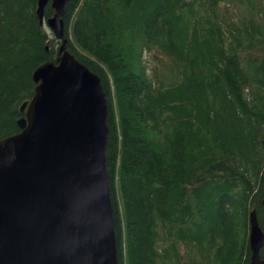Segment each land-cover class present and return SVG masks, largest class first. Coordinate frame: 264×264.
Here are the masks:
<instances>
[{"label": "trees", "instance_id": "trees-1", "mask_svg": "<svg viewBox=\"0 0 264 264\" xmlns=\"http://www.w3.org/2000/svg\"><path fill=\"white\" fill-rule=\"evenodd\" d=\"M35 10L0 0V139L56 58ZM61 19L107 101L117 263L248 264L252 210L264 233V0H69Z\"/></svg>", "mask_w": 264, "mask_h": 264}, {"label": "water", "instance_id": "water-1", "mask_svg": "<svg viewBox=\"0 0 264 264\" xmlns=\"http://www.w3.org/2000/svg\"><path fill=\"white\" fill-rule=\"evenodd\" d=\"M68 1L36 0L38 23L59 41L56 58L32 71L18 132L0 139V264H118L105 171L107 101L99 78L66 49ZM47 4L52 15L43 22ZM261 189L264 208V182ZM263 244L252 210L248 264H264Z\"/></svg>", "mask_w": 264, "mask_h": 264}, {"label": "rangeland", "instance_id": "rangeland-1", "mask_svg": "<svg viewBox=\"0 0 264 264\" xmlns=\"http://www.w3.org/2000/svg\"><path fill=\"white\" fill-rule=\"evenodd\" d=\"M63 24V23H62ZM46 29V27H44ZM46 31L48 32V30L46 29ZM63 32H64V29H63ZM64 34V33H63ZM67 40V39H66ZM147 57V56H146Z\"/></svg>", "mask_w": 264, "mask_h": 264}, {"label": "bare ground", "instance_id": "bare-ground-1", "mask_svg": "<svg viewBox=\"0 0 264 264\" xmlns=\"http://www.w3.org/2000/svg\"><path fill=\"white\" fill-rule=\"evenodd\" d=\"M64 39H66L65 35H63ZM105 95V94H104Z\"/></svg>", "mask_w": 264, "mask_h": 264}]
</instances>
